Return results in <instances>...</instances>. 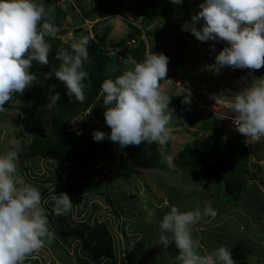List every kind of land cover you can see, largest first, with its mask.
<instances>
[{"label":"clouds","instance_id":"obj_1","mask_svg":"<svg viewBox=\"0 0 264 264\" xmlns=\"http://www.w3.org/2000/svg\"><path fill=\"white\" fill-rule=\"evenodd\" d=\"M171 3L179 5L183 0ZM182 29L201 42H227L211 66L216 74L225 67H264V0H202L199 11L191 15ZM58 32L55 9L46 7L43 0H0V110L14 94L22 95L34 84H42L31 69L34 62L49 64L51 44L46 38H55ZM88 44V38L81 37L70 45L71 51L58 49V69L43 73L44 80L54 75L65 86L66 94L80 103L85 101V81L90 84V73L84 68L85 62H91ZM212 48L214 51V45ZM168 64L167 55L150 51L131 70L103 81L104 118L111 131L106 134L94 130V141L103 142L107 136L121 149L143 143L163 148L171 142L168 126L172 113L167 111L171 98L161 86ZM183 95V102L190 103L191 90L184 88ZM230 98L235 114L233 124L244 142L255 145L264 139V76L251 79ZM59 99V93L50 97L53 104ZM18 160L15 149L0 152V264H25L54 236L41 192L15 175ZM174 160L173 154L165 157L169 166ZM72 206L69 195L60 193L55 197L53 212L60 216ZM216 216L217 210L210 203L202 209L197 206L186 211L173 205L163 216L159 228L162 233L171 234L181 264H237L230 248L224 245L206 255L200 254L201 244L193 236V225L205 217Z\"/></svg>","mask_w":264,"mask_h":264},{"label":"rangeland","instance_id":"obj_2","mask_svg":"<svg viewBox=\"0 0 264 264\" xmlns=\"http://www.w3.org/2000/svg\"><path fill=\"white\" fill-rule=\"evenodd\" d=\"M55 1L64 9H67V4L70 3L76 12V15H71L62 26V30L67 32L66 35L60 36L63 43L73 40V35L75 33H83L90 38H101L103 43L107 44L108 48L114 51L113 46H116L118 42L121 40L128 42L131 37L133 38L135 30L132 26H138L141 22V18L134 19L130 17L126 11L128 7L133 8L135 12L138 11V8L134 7V4L131 5V3H135L136 0H127L121 5L122 9L120 12L113 14L106 21H101V19L97 18V15L93 10L96 0ZM142 2H154L161 8L172 5L174 10L172 15L160 21L155 20L150 27L144 30L146 32L145 36H142L141 39H139L145 44L147 50L151 49V51L155 53H164L169 57L168 72L170 73L167 72L169 79L166 78V80L162 81L161 86L171 98L169 109H167L168 112L172 113V120L168 126L169 132L173 137L168 144L170 145V150L173 152L174 156H176L179 151H182L189 145L195 146V138L200 143L199 148L206 150L208 148L206 144L211 145V141L213 140V142H215L216 139H207L206 134L203 132H210V129L205 130L201 126H197L200 121H197L196 123L194 122V120L199 117L198 110H202L208 114H214L219 118L234 119L235 114L232 113L230 107V96L242 91L251 79L264 76V67H261L258 70L225 67L220 70L219 74H216L212 70L211 66L214 65L215 56L223 47L227 46V42H201L197 40L190 31L182 29V25L185 22H190L191 15L199 11V5L202 3V0H193V2L192 0L189 1L187 5H185L187 9H184L181 4L178 5L171 3V0H142ZM213 45L215 47L214 51L212 48ZM176 53L178 54V58L177 60H174ZM121 62L122 73L126 70H131L134 66L132 61L125 56L122 57ZM182 75L184 77H182ZM185 77L190 78L192 81L191 98L198 110L194 109L191 101L190 103L183 102V89L187 88L184 79ZM221 94H223V96H221ZM213 97H216V99ZM9 104L13 108H17V105L21 104L19 106L23 109L24 107H28L29 110L33 105L32 102L25 101L21 94H14L13 99L6 105L9 106ZM105 109L106 106L103 105L102 96V102L98 108V113L95 114L96 116L86 112L74 118L70 122V126H75L74 128L77 130L80 122L90 119L94 121V127H100L103 130L106 128L110 129V127L106 125L105 120H99L100 116L104 115ZM186 110H188L187 116L193 119L190 124L184 115ZM29 112L30 111L24 113L20 110L6 111V108L0 110V152L5 151L6 149H14L13 146L9 148L7 146V140L9 141L10 138L11 141H9V143L11 145L18 143L19 141L21 148L20 150L18 149L17 152L20 160L18 161L16 172L19 176L16 174V177L26 184L35 186L37 190L41 192L43 206H47V204L49 205L45 210L49 219L50 229L54 233L51 241L55 244L46 241L42 248H45L47 253L50 248L54 253L59 251L61 252L60 254L67 257L69 255L70 259H67V257L63 258L64 264H78V259L73 252V247L68 249L67 246L64 247L57 241L58 237L65 238L60 234L58 227L61 226L60 220H66L73 224L88 218L91 221H96L94 224L106 225L111 231L115 244H119V247H116L121 250L120 256L107 260L106 264H181L178 259L179 250L176 248L175 243L171 242V234L162 233L159 228L163 216L171 209L170 207L169 210H165L167 207L166 203H170L163 198L162 202L164 201L165 203H160V209H156L153 205V201L156 200L154 195L157 193H154L152 189L153 187L151 188V186H147L144 183L145 180H143L144 177L149 178L147 176H150V174H152V180L154 179L153 176L164 180L165 176L170 177L171 175L163 171L137 168L127 158H124L123 160V167H118L117 164L102 165L79 162L82 166H85L84 164H86L87 167H90L93 164L94 169L96 168L98 173H95L97 175L95 177V174L93 175V173L88 170L90 173H87L86 177H80L78 179H72L77 178L78 173L76 172L75 168L77 167L74 166V163L70 162V170L68 171L60 169L61 172H59L54 166L58 178L61 180L63 179L66 182L84 183L98 181L104 182L109 180V185L103 183L102 187L98 188V193L104 192L105 195L106 192L108 194L109 199L114 205V212L117 213L116 215L108 206V203H106L101 197L95 195L71 194L65 188H54L51 186L52 184H49V180L47 183V180L34 175L35 168L31 167L30 164L32 163L35 165L36 159L26 155V148L30 143L34 130L37 127H42L43 130L49 128L50 113L47 110L44 114L35 113L34 116H31L28 114ZM231 122L232 121H230L225 127L228 130V134L235 137L236 142L238 141L237 145L239 146L241 144L239 140L240 134L236 131ZM247 147L250 150L249 172L253 173V175L262 177L258 180L256 176L252 179V176L250 175V181L253 182V180H256L260 183L262 182L261 184H264V169H260V172L256 174V168L254 166L255 162L251 161V159H256L257 162V160L263 158L261 161L264 163V139L255 145L247 144ZM159 148L160 150L162 149L161 146H159ZM15 149H17V146ZM234 149L236 151V148ZM161 151L163 152V150ZM207 152L209 151H205V153ZM219 155L225 156V152L220 150ZM216 159H219L218 155H215L212 160ZM21 162L23 164L20 167ZM42 165L45 166L43 168H46L47 166V169L51 170L49 164L46 165L43 162ZM37 168L41 169L40 166H37ZM46 174L47 173H45V176ZM51 181L52 183L56 181L55 175H51ZM262 189L264 191V188ZM60 193H67L73 202V206L69 211L70 214H68V216L67 214L57 216L53 212L55 197ZM259 200L260 205L258 207L264 209V195L262 193ZM245 204L246 202L241 200L240 208H245ZM193 206V201H191L186 209L180 210H191L193 209ZM251 211V208H246L247 214L251 213ZM252 214L253 212L250 214L251 217ZM242 220L243 218H239L238 224H241ZM221 222L223 223V228H226V230L237 224L234 219L230 220L226 219V217ZM194 228L195 226L193 225V236L196 235L194 238L198 239L200 244L206 246L205 244L208 243L210 249H215V247L218 248L223 243H228V247L233 254L234 260L236 262L238 260L246 261L245 256H248V254H244L237 250L243 249V246L242 248L240 246V241L243 242L244 239L249 237L247 230L243 231V234L240 232L239 235L228 236L229 239H226V242L222 237V234H225V236L229 234L226 230H215L207 235L197 229H195V231ZM229 231L231 234L233 233L232 230ZM218 236L222 238H218ZM146 245L149 247L153 246L156 250H153L155 256H150V259L146 255L147 251L142 252L143 248V250L148 249ZM124 246H126L125 249L123 248ZM76 248L77 246L74 247V249ZM80 248L87 254L91 255L90 252L84 250L82 243ZM122 249H124V251H122ZM201 250L204 251V254H207L206 252L208 250L206 247H203V249L200 248V251ZM80 258L82 257L80 256ZM68 260H71L72 262L70 261V263H68ZM84 262L87 264L89 261L85 259ZM25 264H30L28 258L26 259ZM254 264H264V259L258 260L257 263Z\"/></svg>","mask_w":264,"mask_h":264},{"label":"trees","instance_id":"obj_3","mask_svg":"<svg viewBox=\"0 0 264 264\" xmlns=\"http://www.w3.org/2000/svg\"><path fill=\"white\" fill-rule=\"evenodd\" d=\"M126 1L96 0L93 10L97 18L101 19V21H106L113 14L120 12L122 9L121 5ZM189 1L191 0H183L181 5L184 9H187L185 5ZM43 2L46 7L51 6L55 9V23L59 27V32L55 38H46L51 44V51L48 57L49 64L40 65L34 62L31 69L37 75L38 79L42 81V84H34L22 94L25 101L33 103L30 110L28 107H24L23 109L19 106L21 104H18L17 108H13L10 104L9 106H4L6 111L20 110L24 113L30 111L28 114L31 116H34L35 113L44 114L47 110L50 113L49 128L43 130L42 127H37L34 130L30 143L26 148V155L33 158L61 160L71 163L115 164L119 162V167H123V160L127 158L135 167L141 169L170 171L172 168H176L189 175H200L221 181L226 199L229 202L239 201L244 187L249 183L250 175L252 179L256 176L250 173L248 169L250 160L248 151L244 145L245 138L240 134L242 144L239 150L229 151V153L227 151L225 152V156H220L219 151L221 149L216 147V143L225 133V126L230 123V120L221 119L214 114H208L202 110H198L192 98L190 99L192 106L199 112V117L194 122L200 121L203 116H208L212 121L208 126L202 125L201 127L205 130L212 128L218 134V140L212 143L210 151L217 152L219 159H216L212 164H209L208 152L205 153L196 150L189 145L177 153L173 165L169 166L165 161V157L171 154L169 150L167 151L169 149L168 146H165L167 149H164V154L161 152L159 145L155 143H143L121 149L117 143L110 141L107 136L103 142L94 141L92 138L94 130L104 131L106 134H110L111 130L109 128L103 130L100 127H94V121L90 119L80 122L77 130L74 128L75 126H70V122L81 114L89 112L95 115L98 113V108L102 102L101 85L103 81L106 79H115L122 74V62L118 58L119 56L128 57L133 65H135V63L142 62L151 49L147 50L141 40L132 48H128L126 46L127 42L121 40L116 46H113L115 54L110 56L107 51L108 46L103 43L101 38H90L83 33H75L73 40L63 43L60 36L66 35L67 32L62 30V26L71 15H76V12L70 3L67 4L68 8L64 9L55 0H45ZM132 4L138 8V11L135 12L133 8L128 7L126 10L127 14L134 19L141 18L138 26H132L135 30L133 37L140 36L142 34L141 32L146 34L144 30L150 27L155 20L160 21L174 13L172 5L161 8L154 2H142V0H136ZM81 37H87L89 40L88 52L91 61L90 63L85 62L84 64L85 70L90 73V84L88 80L85 81V101L83 103L76 101L74 97L70 98L66 94L65 86L54 75L48 80H44L43 78V73L58 69L61 61L56 58L57 50L63 48L71 51L70 45ZM174 57V59H177L178 54ZM182 77L184 76L182 75ZM184 79L187 88L192 90L191 79L187 77ZM56 93L60 94V99L53 104L51 103L50 97ZM187 111H185L184 115L190 124L193 119L187 116ZM99 120H105L104 115L100 116ZM123 153L125 156H123ZM259 170H257V173L260 172ZM103 183L108 185L109 182L76 183L66 182L60 179L52 187L65 188L71 194H94L102 196L106 199L109 206L114 208L106 192L105 195L104 192L98 193V188H101ZM112 210L114 211V209ZM60 223L61 226L58 229L60 234L65 238H77L80 240L84 250L90 252L94 260H102L114 256V239L106 225H91L86 221L71 224L66 220H60ZM237 264L249 263L238 260Z\"/></svg>","mask_w":264,"mask_h":264},{"label":"crops","instance_id":"obj_4","mask_svg":"<svg viewBox=\"0 0 264 264\" xmlns=\"http://www.w3.org/2000/svg\"><path fill=\"white\" fill-rule=\"evenodd\" d=\"M94 22H95V20H94ZM122 57L123 56L121 55V59H122ZM174 60H177V59H174ZM203 117H208V116H203ZM211 121H212V119H211ZM203 133L206 134L207 139H210V138H213L216 140L218 139L217 132L212 128L210 129V132H206V133L203 132ZM223 136H225L226 142L225 143L222 142V147L226 146V152L228 151V153H229V151L235 150L234 148H236V150L237 149L239 150V147L242 144V140L239 139L241 144L238 146L237 145L238 141L236 142L235 137L228 134V130L226 129L225 133L219 138L217 143L221 142V138ZM10 139H9V141H11ZM9 141L7 140L8 148L13 146L15 149V147L17 146V149H15V150L16 151L18 149L20 150L21 144L19 143V141H18V143H15L12 145L9 143ZM211 142L213 143V140ZM227 142H228V144H227ZM194 143H195V146H193V145H190V146L193 147L194 149L202 151V152L210 151V148L212 145V143H211V145L206 144V146L208 148L206 150H203V149L199 148L200 143H199V141H197L196 138L194 139ZM217 143H216V147H217ZM244 145H245L246 150L248 151V154H249L250 150L248 149L247 144L244 143ZM167 146L169 149L163 147L161 149V150H163V152L162 151L161 152L164 154L165 150L167 149V151L169 150L170 153L173 154V152L170 150V147H169L170 145H167ZM6 151H8V149H6L3 152H6ZM210 152H208L207 154L209 156L208 157L209 158V164H212L215 161L212 159H214L215 155L217 156L218 153L217 152H211L210 153ZM231 155H232V152H231ZM20 156H21V154H20ZM34 159H36L35 165H33L32 163L30 164L31 167L35 168V174L34 175L40 176V178L47 180V183L49 180V182H50L49 184H52L51 186L57 184L60 180V178H58L57 171H56L55 167L57 168V170L59 172H61V170H63V171L70 170V168H69L70 162L61 161V160H50V159L45 160V159H41V158H34ZM19 160H20V158H19ZM261 160H263V158L260 160H257V162H256V159H254V160L251 159V161L255 162L254 166L256 168V170H255L256 174H258L257 170H259V168L264 169V163ZM43 162L46 165L49 164V168H51V170H48L47 166H46V168H43V167H45L44 165H42ZM22 164L23 163L21 162L20 167ZM116 164L118 165V167L120 166L119 162L115 163V165ZM84 165L85 166H82V164H79V163H74V166L77 167V168H75L76 172H78V173H77V178H72V179H78L80 177H86L87 173H90V172H92L93 175L95 173H98V170L96 168L94 169L93 164L90 167H87L86 164H84ZM102 165H113V164H102ZM37 166H40L41 169L37 168ZM254 166H253V168H254ZM248 169L250 170V168H248ZM163 172H167L171 176L170 177L165 176L164 180L155 178L153 176L154 179L152 180V174H150V176H147L149 178L144 177V179H143V180H145L144 183L147 186H151V188L153 187L152 189H153L154 193H157L155 195L153 194L154 197L156 198V200L153 201L154 202L153 205L155 206L156 209L157 208L160 209V203H162V204L165 203L164 201L162 202L163 198L170 203V204L166 203L167 207L165 208V210H169V208L173 205H176L177 207H181L179 209H186V207H188V204L191 201H193V205H194L193 209H195L197 206H199L202 209L205 206V204L210 203L212 205V207L217 210V216L215 218H208V217L203 218L200 222H198L197 224L194 225L195 226L194 230L197 229L198 231H202V233H205L207 235L214 232L215 230L224 231V230H226V228H223V226H222L223 223L221 221H223L225 219V217H226V219H230V220L234 219L237 222V224H235L236 226H232V227H230V229L227 228L226 231H228L229 234L227 236H225V234H222L223 235L222 237L226 240V239H229L228 236H230V235L231 236L232 235H239L240 232H241V234H243V231L247 230L249 237L247 239H244L243 242L240 241V246H241V248L243 246V249H239L237 251H240L244 254H246V253L248 254V256H245V257H246V262H248L249 264H254V263H257L258 260L264 259V255H263V251H264V209L258 207L260 205L259 204V202H260L259 198H261V193L264 195V191L262 189V188H264V184H261L262 182L260 183L259 181H256V180H253V182H251L249 180V183L244 187L241 198H240V201L244 200L246 202L245 208H240L241 207L240 201L229 202L226 199L225 195L223 194L224 192H223L222 182L215 179V178H208V177H203L200 175H197V176L189 175L186 172L181 171L180 169L178 170L176 168H172L170 171H163ZM45 173H47L46 176H45ZM16 174L19 176L18 173H16ZM51 175L56 176V181L54 183H52V181H51ZM70 175H72V174H70ZM94 176L96 177L97 175L95 174ZM256 177L258 178V180L260 178H262L258 175H256ZM108 182H109V180H108ZM109 183H108V185H109ZM81 195L92 196L94 194H81ZM156 195H158V196H156ZM95 196H97V195H95ZM98 197H101L106 201V199L104 197H102V196H98ZM48 206H49L48 204H47V206L44 205L45 209ZM108 206H109V204H108ZM246 208L252 209V211H251V213L253 212L252 217L250 215L251 213L247 214ZM112 209H115V208H111V210ZM244 209H245V211H244ZM66 214L68 216V214H70V213L68 212ZM114 214L116 215L117 213L114 212ZM117 217H118V215H117ZM239 218H243L241 224H238ZM81 221H86L91 225H96V224H94L96 221H91L88 218L86 220H81ZM81 221H78V222H81ZM78 222H75V223H78ZM75 223H73V224H75ZM58 229H59V227H58ZM229 230H232L233 233L231 234ZM194 236H196V235H194ZM220 236H221V234H220ZM222 237L218 236V238H222ZM57 241L60 242L62 246H64V247L67 246L68 249H71V247H73V252L78 259L77 260L78 264H86L84 262L85 259L87 261H89L87 264H89V263L90 264L91 263L92 264H104V263L106 264L107 260L119 257L121 254V250H119L117 248V247H119V244H115V240H114V250H115L114 256L110 257V258H105L102 260H94L91 255L84 252L80 248L81 242L77 238H60V237H58ZM48 242L53 243L51 240ZM226 242H227V240H226ZM53 244H55V243H53ZM205 245L206 246L201 244V249H203V247H206V249L208 250L206 252L207 254L214 251V249L209 248L210 246L208 243ZM222 245L228 247V243H223L220 246H222ZM75 246H77L76 249H74ZM147 247H148V249L143 250L144 249L143 248L142 252L147 251L146 255L148 256V258L150 256H155L153 253V250H155V248L153 246H150V247L147 246ZM123 248L125 249L126 246H124ZM152 248H154V249H152ZM216 248L217 247H215V249ZM124 249H122V251H124ZM48 250H49V252L47 253L45 248H41L38 252H35L28 257V262L30 264H64L63 258L67 257V256L60 254L61 252H59V251L57 253H54L50 248ZM200 254L206 255V254H204V251H202V250L200 251ZM80 256L82 258H80ZM70 257H71V255H70ZM67 259H70L69 255H68ZM70 261L71 260H68V263H70Z\"/></svg>","mask_w":264,"mask_h":264},{"label":"built area","instance_id":"obj_5","mask_svg":"<svg viewBox=\"0 0 264 264\" xmlns=\"http://www.w3.org/2000/svg\"><path fill=\"white\" fill-rule=\"evenodd\" d=\"M141 33H142L141 36L133 37V38H131V39L127 42V47H128V48L135 47V46L137 45L139 39H141L142 36H145V33H144V32H141ZM107 51H108V53H109L110 56H112V55L115 54L114 51L111 50V49H109V48L107 49ZM118 58L121 59V56H119ZM168 73H170V72H168ZM168 73H167V77H166L167 79H169ZM221 119H225V118H221ZM229 120L232 121L231 124L234 126V124H233V118H231V119H229ZM80 121H82V120H80ZM80 121H79V122H80ZM234 127H235V126H234ZM120 152H121V150H120ZM123 155L125 156L124 153H123Z\"/></svg>","mask_w":264,"mask_h":264},{"label":"water","instance_id":"obj_6","mask_svg":"<svg viewBox=\"0 0 264 264\" xmlns=\"http://www.w3.org/2000/svg\"><path fill=\"white\" fill-rule=\"evenodd\" d=\"M210 122H211V118H210V117H203V118L200 120V122L197 124V126H202V125H204V126H208ZM222 142H223V143L226 142V140H225V136H223V137L221 138V142L217 143V147H218V148H221V150H223V152H226V146H223V147H222ZM227 144H228V142H227Z\"/></svg>","mask_w":264,"mask_h":264}]
</instances>
